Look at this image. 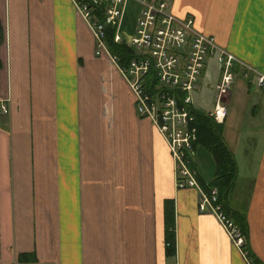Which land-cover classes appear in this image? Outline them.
<instances>
[{
    "label": "crops",
    "instance_id": "0c3cea01",
    "mask_svg": "<svg viewBox=\"0 0 264 264\" xmlns=\"http://www.w3.org/2000/svg\"><path fill=\"white\" fill-rule=\"evenodd\" d=\"M170 4L264 74V0ZM219 75L211 77V95ZM234 85L219 124L236 171L224 207L234 223L241 214L244 223L235 225L247 259L214 216L197 211L195 188L175 189L163 138L136 114L116 66L93 54L72 0H0V99L7 110L0 112V264H264V98L257 87L259 96ZM241 133L244 168L234 155ZM191 165L205 191L198 179L211 181L214 161L196 143ZM165 200L173 210L172 255L163 242Z\"/></svg>",
    "mask_w": 264,
    "mask_h": 264
},
{
    "label": "built area",
    "instance_id": "2783aa9c",
    "mask_svg": "<svg viewBox=\"0 0 264 264\" xmlns=\"http://www.w3.org/2000/svg\"><path fill=\"white\" fill-rule=\"evenodd\" d=\"M131 2L136 4V12L130 32L126 33L121 24ZM72 4L91 32L93 54L106 55L116 66L132 94L136 114L148 118L163 138L172 161L175 189L195 188L198 212L214 216L231 244L247 259L244 237L223 212L216 189L203 191L195 179L191 166L196 140L192 110L197 107L191 95L205 58L215 57L221 71L214 85V102L206 114L220 124L233 79L229 68L238 65L253 73L263 98L264 74L218 46L212 36L197 31L189 16L173 14L170 0H72ZM106 26L113 27L114 42L124 41L132 48V55L124 63H118L107 50ZM6 111L5 100L0 99V112Z\"/></svg>",
    "mask_w": 264,
    "mask_h": 264
},
{
    "label": "trees",
    "instance_id": "16d2710c",
    "mask_svg": "<svg viewBox=\"0 0 264 264\" xmlns=\"http://www.w3.org/2000/svg\"><path fill=\"white\" fill-rule=\"evenodd\" d=\"M104 32V41H106L105 45L108 52L115 56L118 63H124L132 55V48L124 41H113V27L106 26L104 28ZM192 114L193 126L195 127L196 135V140L194 143L199 144L204 149H206L214 161V172L211 181L208 184H204L198 179V182L205 191L209 187H214L216 189L217 201L221 207L223 205L222 210L228 216L224 207V198L225 193L232 185L235 178L236 171L233 156L220 137V125L215 123L205 112L201 111L200 109L192 110ZM236 214L241 220L237 219L235 220V223L238 225L241 221L243 224L244 222L241 214ZM173 222L172 203L171 201L165 200L163 202V242L165 244L166 255H172L174 253ZM242 224L240 223V225ZM238 229H241L240 226ZM240 232L243 233V230L241 229ZM23 257L24 254L21 253V255L17 257V261H24ZM30 258H32L31 255Z\"/></svg>",
    "mask_w": 264,
    "mask_h": 264
},
{
    "label": "rangeland",
    "instance_id": "374dc122",
    "mask_svg": "<svg viewBox=\"0 0 264 264\" xmlns=\"http://www.w3.org/2000/svg\"><path fill=\"white\" fill-rule=\"evenodd\" d=\"M134 5H136V4L133 3V5H127L126 11H125V18L122 21L123 24H121V26L123 27V29L126 33L130 32V28H131L133 21H134L135 12H136V7ZM205 60H206V58H205ZM205 65L206 66L203 68V70L200 71V75L198 78V82H201V83L197 84L196 89H195V91H197V92L194 93L195 92L194 91L193 92L194 94L192 96L193 106L197 107V110L200 109V106H202L201 111H203V112H206V110L208 108H211V106L214 102V85L217 82L213 85V94L211 95V92L209 89V86L212 84L211 77L214 75L215 72L218 71L220 73V71H221V65L215 61V57H211V58L207 57ZM205 68L207 70H209V69L211 70L212 75L210 77L207 74L208 71L205 70V72H204ZM229 72L233 76L232 85L230 86V89H229L230 93H232V96H234V97L236 96L235 91H236L237 87L234 85V83H240L245 89L249 87V89L252 90V92L254 91L255 94L259 96V94L256 92L258 90L255 88L256 86L254 84V81L252 79V74L250 72L244 70L243 68L239 67L238 65L231 66L229 68ZM206 83L208 85H206ZM231 101L233 102V98ZM227 108H228V106L226 105V111H227ZM247 145H248V143H247ZM243 146H244V139L242 138V133H241V136L238 138V140L235 144V149H234V155L236 156L237 164L240 168H242V167L244 168V165L246 163V161H245L246 157H244V155H243V150L241 151V154H240V149H244ZM199 152H203L201 150V148L200 149L197 148L196 154L198 155ZM203 153H205V152H203ZM197 157L198 156H196V159H197ZM206 157H209V156L206 154ZM193 158H194V156H193ZM206 159H209V158H206ZM200 163L198 162L196 166L202 168V172L204 174L209 173L210 171H208L207 164L201 163V165H200Z\"/></svg>",
    "mask_w": 264,
    "mask_h": 264
},
{
    "label": "bare ground",
    "instance_id": "6f19581e",
    "mask_svg": "<svg viewBox=\"0 0 264 264\" xmlns=\"http://www.w3.org/2000/svg\"><path fill=\"white\" fill-rule=\"evenodd\" d=\"M105 33V32H104ZM105 44H106V41H105Z\"/></svg>",
    "mask_w": 264,
    "mask_h": 264
}]
</instances>
